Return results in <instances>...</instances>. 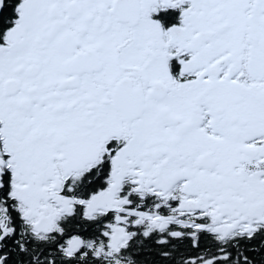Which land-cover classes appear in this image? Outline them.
Masks as SVG:
<instances>
[{"label":"snow or ice","instance_id":"obj_1","mask_svg":"<svg viewBox=\"0 0 264 264\" xmlns=\"http://www.w3.org/2000/svg\"><path fill=\"white\" fill-rule=\"evenodd\" d=\"M0 264H264V0H0Z\"/></svg>","mask_w":264,"mask_h":264}]
</instances>
